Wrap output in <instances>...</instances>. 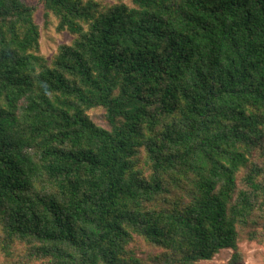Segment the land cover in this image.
<instances>
[{
    "label": "trees",
    "instance_id": "16d2710c",
    "mask_svg": "<svg viewBox=\"0 0 264 264\" xmlns=\"http://www.w3.org/2000/svg\"><path fill=\"white\" fill-rule=\"evenodd\" d=\"M40 9L73 34L51 58ZM251 224L264 244V0H0L8 264H238Z\"/></svg>",
    "mask_w": 264,
    "mask_h": 264
},
{
    "label": "rangeland",
    "instance_id": "374dc122",
    "mask_svg": "<svg viewBox=\"0 0 264 264\" xmlns=\"http://www.w3.org/2000/svg\"><path fill=\"white\" fill-rule=\"evenodd\" d=\"M35 3L37 0H28ZM36 20L42 26L41 48L42 53L51 58L57 51V48L62 43H70L73 39V34L68 31L59 32L57 30V20L52 18V25L46 30L43 28V13L42 10L37 11ZM92 117L102 125H106L103 110H94ZM256 226L251 224L241 231L240 234V249L241 260L238 264H264V244L249 239V231L255 232ZM232 249L222 250L219 254L214 256L211 260H202L196 264H231V256L233 255ZM0 264H8L5 258L0 254ZM36 264H43L37 262Z\"/></svg>",
    "mask_w": 264,
    "mask_h": 264
}]
</instances>
